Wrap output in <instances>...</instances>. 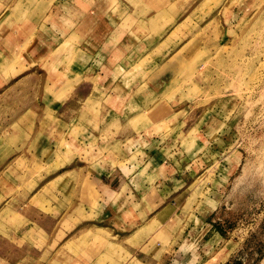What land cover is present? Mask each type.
I'll return each mask as SVG.
<instances>
[{
	"label": "rangeland",
	"instance_id": "obj_1",
	"mask_svg": "<svg viewBox=\"0 0 264 264\" xmlns=\"http://www.w3.org/2000/svg\"><path fill=\"white\" fill-rule=\"evenodd\" d=\"M37 1L38 5H43L42 14H47L49 8L51 13L56 12V7L61 3V10L69 14L65 2L74 3V0ZM129 1L133 9L146 6L149 2ZM180 2H183L182 7H186L179 9L176 21L163 23L165 27L162 32H170L168 37H165L167 34L164 37L171 42L168 44L164 40L162 46L166 44L169 49L164 48L160 54L156 52L157 58L150 60L161 62L156 68L166 76L164 84L167 87L159 94L162 102L156 99H160L157 95L149 94L153 101L132 107L131 114H126L128 122H123V118L115 123L103 122L100 115L110 107L107 106L109 95L117 96L123 91L107 86L92 91L82 106L86 104V107H90L88 104L92 102V108H86L88 117L57 140L54 165L45 167L22 156L16 161L17 169L0 170L3 182L7 180L9 184L12 183L0 187L3 199L0 210L4 209L9 214L10 210H18L20 206L26 205L27 198L37 190L40 192L44 186L43 180L49 173L68 163L69 158L78 157L83 162L98 164L102 163L109 151V157L121 159L118 167L123 169L128 163L140 161L137 157L145 140L140 139L139 133H142L143 139L144 135L164 134L162 145L166 147V153H162L168 162L174 163L178 182L174 186L183 188L185 199L179 207L177 218L173 220L170 233L166 232L160 240L153 241L167 243V249L179 256L180 264H264V0ZM176 8H179L178 4ZM176 8L168 10L164 16L170 18V12ZM71 11L74 12L73 8ZM36 12L38 14L40 10ZM17 13L20 14L19 18L27 16L20 9ZM133 17L135 13L128 19L133 21ZM51 23L58 27L54 22ZM146 34L148 39L160 36L149 30ZM73 44L74 41L69 38L63 49L70 50ZM178 48L180 50L175 55L173 51ZM167 51L168 57L162 58ZM89 53L85 50L83 57L77 59L84 67L91 64ZM57 55L58 52L52 55V64ZM145 60L134 64L121 80L129 78L135 81L132 76H138ZM75 61V57L69 56L66 63L60 65L69 69ZM54 76L51 75V79ZM64 80L62 76L56 79L58 83ZM14 81V77L11 81L3 79L0 86V119L3 118L0 130L3 132L9 130L8 119L16 112V106H11L14 91L9 89ZM91 81L103 86L100 78ZM35 84L40 89H19V97L27 96L29 92L31 96L37 97L36 102L42 106V84L38 83V79ZM52 93L57 94L59 90H52ZM176 100H187L191 104L188 110L170 119L168 116L173 112L165 101ZM22 106L19 102L20 111ZM121 108L117 109V113H123ZM186 110V119L189 120L177 122ZM38 113H42V109ZM200 118L202 121L196 122ZM36 124L43 129L48 122L42 119ZM85 127L93 136L90 137ZM120 127H123V131ZM127 127H131L134 132ZM115 130L120 132L119 138H124L126 142L116 140L112 146L113 139L109 140L108 132ZM87 196V199L84 197L86 200L83 205L89 210L91 207L96 208L98 198L92 196L89 190ZM122 205L133 212L131 203ZM82 221L84 224H96L91 217H82ZM136 222V218L129 215L123 220L117 217L109 222L103 220L95 226L113 223L116 229H122L123 225L124 229H128L135 226ZM146 223L147 236H151L158 227L151 217L146 219ZM96 238L87 234L77 244L64 247L60 251L61 255L57 254L56 257L66 260L63 264H89L93 258H97L99 264H108L112 256L118 257L119 264L127 260H130V264H138V245L133 239L128 242L131 248L126 249L116 244L117 240L121 243L120 238L115 239V245L107 244L106 239ZM2 244L0 241V247ZM26 252L22 250L19 254L25 255ZM0 253L5 251L0 250Z\"/></svg>",
	"mask_w": 264,
	"mask_h": 264
},
{
	"label": "crops",
	"instance_id": "obj_2",
	"mask_svg": "<svg viewBox=\"0 0 264 264\" xmlns=\"http://www.w3.org/2000/svg\"><path fill=\"white\" fill-rule=\"evenodd\" d=\"M180 1L149 0L148 5L133 9L129 0H74V3L65 2L69 14L61 10L62 3L56 7V12L51 13L49 8L47 14H42L43 5H38L37 0H0V86L3 79L11 81L14 77L15 81L9 89L14 91L11 106H16V115L12 114L8 119L9 130H0V170L17 169L16 161L22 156L45 167L54 165L57 140L88 117L87 109L92 108V102L88 104L90 107H86V104L82 107L83 102L97 88L101 90L107 86L123 91L117 96H107V106L110 107L100 115L103 122L115 123L121 118L123 122H128L126 114H131L132 107L151 103L153 100L149 94L160 97L159 94L167 87L164 84L166 76L156 68L157 64L162 63L157 62V59L153 62L150 60L157 58L156 52L160 54L164 48L169 49L166 44L162 46L164 40L168 44L171 42L165 39L170 32H162L165 27L163 23L176 21L179 9L186 7H182L183 2ZM177 4L179 8H176ZM173 7L176 10L170 12L171 17L167 19L164 15ZM19 9L26 12L25 18L18 17ZM36 10L40 12L35 14ZM134 13L133 21L129 20V16ZM51 21L58 27L52 26ZM148 30L160 36L148 39ZM69 38L74 41L73 47L70 50L63 49ZM85 50L90 51L91 57V64L86 67L77 60L83 57ZM179 50L173 51L175 55ZM57 52L52 64L51 57ZM168 55L169 51L165 55L163 53L162 58ZM69 56L75 57L76 61L72 68L66 69L60 64L64 65ZM100 59H103L102 62ZM144 59L143 69L138 72L140 76H132L135 81L129 78L121 80L134 64ZM51 75H55L53 79ZM58 76L65 80L58 83ZM95 78H100L103 86L91 81ZM37 79L44 91L42 106L36 102L35 95L33 97L28 92L27 96L19 97L18 93L19 89H40L36 88ZM52 90H59V93L54 94ZM161 98L156 99L162 102ZM19 102L23 105L21 111ZM165 103L173 112L168 116L170 119L188 110L191 104L187 100ZM119 107H122L123 113H117ZM39 109H42V113H38ZM187 110L177 122L189 120L186 119ZM42 119L48 124L40 129L36 123ZM85 128L90 137L93 136ZM127 128L134 132L131 127ZM120 130L123 131V127ZM119 134L116 130L108 132L109 140L113 139L110 141L112 146L116 140L126 142L124 138H119ZM139 135L140 139L145 140L137 157L139 162L128 163L121 169L118 167L121 159L109 157V151L103 154L104 160L98 164L83 162L78 157L69 158L68 163L49 173L43 180L44 186L40 192L37 190L27 198L26 205L20 206L18 210H10L9 214L4 209L0 210V241L3 243L0 250L5 251L0 253L2 264H63L66 260L56 255L60 256L64 247L77 244L87 234L106 239L107 244L112 245H115L116 238H120L121 243L116 239V244L126 249L131 248L128 242L133 239L138 245V264H180L179 256L167 249V243H155L153 240H160L163 234L170 233L173 220L177 218L179 207L184 202L185 191L182 187L174 186V183H178L174 163L168 162L162 153H166V147L162 145L164 134L144 135V139L142 133ZM105 141L108 145V139ZM0 179L2 188L3 185L7 187L12 184L7 180L4 183L1 176ZM88 190L98 198L97 207H91V210L83 205L88 198ZM2 200L0 194V202ZM122 203H131L133 212ZM129 215L137 220L133 229H124V225L122 229H116L113 223L95 226L103 220L109 222L114 217L123 220ZM82 217H91L96 224H84ZM148 217L158 227L151 236L146 233ZM22 250L27 251L25 255L19 254ZM109 259L108 264L120 262L116 256ZM96 260L93 258L89 264H99ZM122 264H130V260Z\"/></svg>",
	"mask_w": 264,
	"mask_h": 264
},
{
	"label": "bare ground",
	"instance_id": "obj_3",
	"mask_svg": "<svg viewBox=\"0 0 264 264\" xmlns=\"http://www.w3.org/2000/svg\"><path fill=\"white\" fill-rule=\"evenodd\" d=\"M19 5V4H18ZM88 262V261H87Z\"/></svg>",
	"mask_w": 264,
	"mask_h": 264
}]
</instances>
